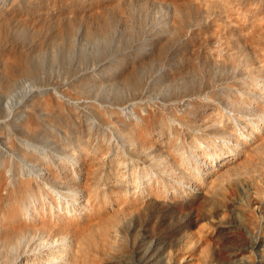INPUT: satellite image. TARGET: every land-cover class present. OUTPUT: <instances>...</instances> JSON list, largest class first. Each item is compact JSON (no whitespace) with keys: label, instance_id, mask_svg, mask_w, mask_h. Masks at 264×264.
Masks as SVG:
<instances>
[{"label":"rangeland","instance_id":"1","mask_svg":"<svg viewBox=\"0 0 264 264\" xmlns=\"http://www.w3.org/2000/svg\"><path fill=\"white\" fill-rule=\"evenodd\" d=\"M24 106L42 126L1 131L36 152L0 133V165L98 158L70 264H264V0H0V113ZM43 229L0 235V264L41 261Z\"/></svg>","mask_w":264,"mask_h":264},{"label":"bare ground","instance_id":"2","mask_svg":"<svg viewBox=\"0 0 264 264\" xmlns=\"http://www.w3.org/2000/svg\"><path fill=\"white\" fill-rule=\"evenodd\" d=\"M1 91L4 92L2 89ZM61 91L70 97L67 100L68 104L77 108V101H75L77 95L66 91V89ZM42 104L47 106L46 102ZM23 108L25 109V118L9 121L10 119L3 118L6 117L5 114L0 113V133L3 144L9 150L11 148L13 151H20L24 157H31V151L36 152L35 150L27 146L17 148L6 138L10 131L8 129L4 132L1 131L5 123H10L14 127L24 130L27 134H34L37 131V125L42 126L40 121L42 117L39 112L43 109L35 110L29 106ZM49 116H54L53 110H50ZM241 131L244 130L241 128ZM225 144L229 146L228 141H225ZM83 145L85 147L81 150L82 157L77 154L76 162L71 161L66 156L55 163L50 155H47L50 160L39 155L37 157L39 164L46 167L45 170L41 168L44 171L40 175L25 174L22 165L18 162H16V167H12L9 160L0 165V189L6 188L7 196L5 198L15 196V203H17L15 208L3 212L5 219L0 223L3 229L0 231V235L4 245H12L10 240H18L19 234L27 232V230L33 238H40L39 232L33 231L32 228L35 230L38 228L47 229L45 230L46 237L52 238V242L55 243L50 247L41 243L43 246L39 255L42 262L34 260L35 253L33 250L31 253L25 252L19 256L20 259L15 260L13 264H49V262L50 264H64V261L67 262L66 264H70L72 262L73 252L71 249L66 248L64 243H58L57 240L64 241L68 237L75 238L83 231L81 229L82 208L77 205L79 202L75 203L67 198L71 194H77V190L88 188L89 177L93 178L97 174V170L93 171V163L98 158L96 154L90 152L93 148L90 147L89 139L84 141ZM0 153L5 155L2 148H0ZM187 156L188 161H190L192 154L188 153ZM129 159V167L136 168L142 165L134 156L133 158L129 157ZM84 164L88 165L86 169ZM148 165L145 167L153 166L151 163ZM83 168L86 175L82 172ZM17 179H19L18 183ZM3 195L0 193V199Z\"/></svg>","mask_w":264,"mask_h":264}]
</instances>
